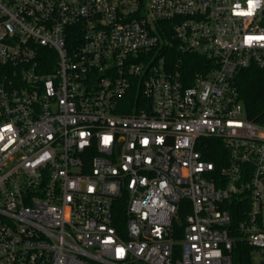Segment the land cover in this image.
Here are the masks:
<instances>
[{
	"label": "built area",
	"instance_id": "built-area-1",
	"mask_svg": "<svg viewBox=\"0 0 264 264\" xmlns=\"http://www.w3.org/2000/svg\"><path fill=\"white\" fill-rule=\"evenodd\" d=\"M250 66L264 0H0V264H232L234 233L262 258Z\"/></svg>",
	"mask_w": 264,
	"mask_h": 264
},
{
	"label": "trees",
	"instance_id": "trees-1",
	"mask_svg": "<svg viewBox=\"0 0 264 264\" xmlns=\"http://www.w3.org/2000/svg\"><path fill=\"white\" fill-rule=\"evenodd\" d=\"M165 56L177 60L181 58L182 65L185 69L194 71H201L205 58L193 54V53H181L179 50L168 47L164 50ZM239 97L243 102L247 116L252 119H258L264 114V69L257 66H250L248 68L240 70L235 78ZM130 99V106L127 109L121 110L125 112L138 111L142 106L141 88L138 84H134L130 92L126 96ZM147 102V101H146ZM215 142V140H214ZM216 145H212L210 148V155L208 159L216 160V156L220 150H216ZM125 208L124 195L119 197L115 202L116 214L123 219V212ZM234 217V216H233ZM235 234V241L232 249V264H264L263 257L255 261L253 258L254 249L249 246L243 239L239 238L237 233Z\"/></svg>",
	"mask_w": 264,
	"mask_h": 264
},
{
	"label": "rangeland",
	"instance_id": "rangeland-1",
	"mask_svg": "<svg viewBox=\"0 0 264 264\" xmlns=\"http://www.w3.org/2000/svg\"><path fill=\"white\" fill-rule=\"evenodd\" d=\"M253 258L255 259V260H260V256H259V253H258V251L257 250H254L253 251Z\"/></svg>",
	"mask_w": 264,
	"mask_h": 264
},
{
	"label": "snow or ice",
	"instance_id": "snow-or-ice-1",
	"mask_svg": "<svg viewBox=\"0 0 264 264\" xmlns=\"http://www.w3.org/2000/svg\"><path fill=\"white\" fill-rule=\"evenodd\" d=\"M107 139H108V138H106V142H107Z\"/></svg>",
	"mask_w": 264,
	"mask_h": 264
}]
</instances>
